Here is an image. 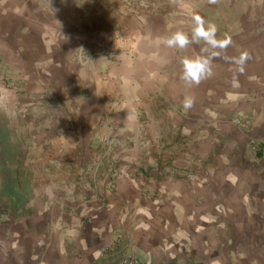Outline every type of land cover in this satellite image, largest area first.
<instances>
[{
    "label": "crops",
    "instance_id": "1",
    "mask_svg": "<svg viewBox=\"0 0 264 264\" xmlns=\"http://www.w3.org/2000/svg\"><path fill=\"white\" fill-rule=\"evenodd\" d=\"M30 6L0 0V264L128 251L142 264H264V6L249 11V44L227 50L251 56L238 82L217 59L194 88L157 53L84 65L76 32ZM236 114L252 118L259 157L244 155Z\"/></svg>",
    "mask_w": 264,
    "mask_h": 264
},
{
    "label": "rangeland",
    "instance_id": "2",
    "mask_svg": "<svg viewBox=\"0 0 264 264\" xmlns=\"http://www.w3.org/2000/svg\"><path fill=\"white\" fill-rule=\"evenodd\" d=\"M30 2L31 18L37 20V17H40L38 19H42L45 26L57 27L63 32H76L74 59L76 57L82 64L86 65L101 54L115 57L117 51L131 60L136 57V62L145 64L149 57L157 53L158 64H163L162 62L167 60V70L169 72L173 69L174 78L180 74V58L184 55L200 54L203 44H193L181 52L165 47L162 38L178 28L190 33L193 13L203 17L206 22L215 24L218 37H231L233 44L228 50L232 48V51H237L249 44L250 9L264 6V0H219L217 4H209L208 0H184V4L190 5V8H185L179 0L176 3L172 0H30ZM2 81L7 87L5 79ZM36 98V95L32 96L29 107L36 104ZM236 118L243 119L248 123V127L235 125L233 119ZM231 123L244 135V155L248 159L259 157L263 145L254 134L252 118L236 114L231 117ZM252 140L259 143L258 151L250 149ZM33 187L36 190L37 185L31 183L30 190ZM19 201L22 202L21 199ZM130 260L142 264L140 257L133 251L101 264H135Z\"/></svg>",
    "mask_w": 264,
    "mask_h": 264
},
{
    "label": "clouds",
    "instance_id": "3",
    "mask_svg": "<svg viewBox=\"0 0 264 264\" xmlns=\"http://www.w3.org/2000/svg\"><path fill=\"white\" fill-rule=\"evenodd\" d=\"M172 2L176 3L177 0H172ZM179 2L185 8H190V5L184 4V0H179ZM218 2L219 0H208L209 4H217ZM191 19L190 33L178 28L162 38L165 47L181 52L186 51L193 44H203L200 54L184 55L180 58L181 81L189 88L198 87L202 82L214 77L213 61L223 59L225 62L234 65L232 83L235 85L238 82V77L246 71V64L251 59L250 54L245 50L237 56H229L227 50L233 44L231 37H218L217 26L206 22L200 15L193 13ZM195 103L194 95L185 96L183 105L186 109L193 108Z\"/></svg>",
    "mask_w": 264,
    "mask_h": 264
},
{
    "label": "built area",
    "instance_id": "4",
    "mask_svg": "<svg viewBox=\"0 0 264 264\" xmlns=\"http://www.w3.org/2000/svg\"><path fill=\"white\" fill-rule=\"evenodd\" d=\"M233 123L235 124V125H238V126H240V127H242V128H247L248 127V123L247 122H244L243 121V119H240V118H236L235 120L233 119ZM250 149L251 150H259V143H256L254 140H252L251 142H250ZM130 261H132L133 263H135V264H139V263H137V261H134V260H130ZM124 264H126V263H124Z\"/></svg>",
    "mask_w": 264,
    "mask_h": 264
}]
</instances>
